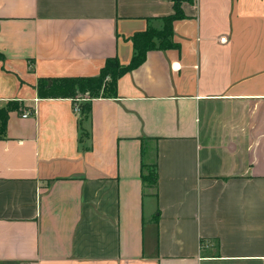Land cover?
<instances>
[{"label":"crops","instance_id":"obj_1","mask_svg":"<svg viewBox=\"0 0 264 264\" xmlns=\"http://www.w3.org/2000/svg\"><path fill=\"white\" fill-rule=\"evenodd\" d=\"M182 8L82 115L39 79L129 64L173 0H0V264H264V0Z\"/></svg>","mask_w":264,"mask_h":264},{"label":"trees","instance_id":"obj_2","mask_svg":"<svg viewBox=\"0 0 264 264\" xmlns=\"http://www.w3.org/2000/svg\"><path fill=\"white\" fill-rule=\"evenodd\" d=\"M184 1L192 0H173L174 13L163 17L164 27L162 29L148 27L146 30L136 32L131 37L134 54L129 64L124 65L118 57H112L106 60L99 74L94 76L40 78L37 85L39 95L46 98H71L74 106L80 108L82 115L91 111L92 99L116 96L118 79L125 72L143 63L148 51L176 46L173 41L174 23L186 18L182 8ZM82 98L86 100L83 101ZM7 117L8 109L4 110L0 116V137L5 131ZM142 179L144 183L155 185L158 174L154 169H151L148 173H143Z\"/></svg>","mask_w":264,"mask_h":264},{"label":"built area","instance_id":"obj_3","mask_svg":"<svg viewBox=\"0 0 264 264\" xmlns=\"http://www.w3.org/2000/svg\"><path fill=\"white\" fill-rule=\"evenodd\" d=\"M75 111L80 112V108H79L78 106L75 107ZM29 113H30V112H26L23 116H24V117H28ZM34 113H35V111H34Z\"/></svg>","mask_w":264,"mask_h":264}]
</instances>
